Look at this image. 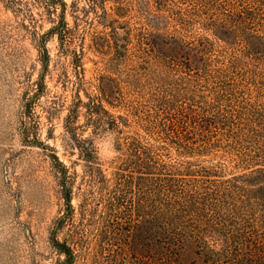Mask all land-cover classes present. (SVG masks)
<instances>
[{"label":"trees","instance_id":"obj_1","mask_svg":"<svg viewBox=\"0 0 264 264\" xmlns=\"http://www.w3.org/2000/svg\"><path fill=\"white\" fill-rule=\"evenodd\" d=\"M84 1L104 30L90 48L117 77L102 74L98 96L79 106L114 133L118 157L108 177L92 143L85 148L78 222L70 171L54 157L65 264H264V0ZM57 30L62 43L74 32L65 22ZM131 57L173 81L152 106L129 81L142 100L126 102L119 74Z\"/></svg>","mask_w":264,"mask_h":264},{"label":"rangeland","instance_id":"obj_2","mask_svg":"<svg viewBox=\"0 0 264 264\" xmlns=\"http://www.w3.org/2000/svg\"><path fill=\"white\" fill-rule=\"evenodd\" d=\"M96 21L84 0H0V264H65L56 241L64 242L69 225L55 230L66 209L55 156L70 171L76 222L89 189L82 156L88 144L108 177L115 170L114 133L91 124L87 109L79 106V100L87 104L98 96L102 74L117 77L90 48L91 35L104 31ZM63 22L74 29L66 43L57 30ZM147 70L134 57L121 69L126 102L142 100L129 91L128 81L150 106L164 97L166 84L173 81L164 80L161 71L149 75ZM105 107L114 116L134 120L119 105ZM194 160L216 162L213 156ZM97 228V223L89 227L90 244H98Z\"/></svg>","mask_w":264,"mask_h":264}]
</instances>
